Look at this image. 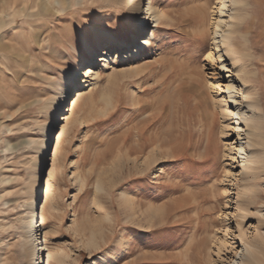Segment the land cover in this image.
<instances>
[{"label": "rangeland", "instance_id": "1", "mask_svg": "<svg viewBox=\"0 0 264 264\" xmlns=\"http://www.w3.org/2000/svg\"><path fill=\"white\" fill-rule=\"evenodd\" d=\"M220 1L154 0L167 14L157 24L150 19V30L156 31L151 47L136 60L128 51L116 63L119 71H142L141 78L122 77L116 85L108 80L109 66L95 93L110 88L116 107L106 110L99 104L90 112L88 94L75 102L85 79L78 77L40 167L43 127L51 117L48 104L59 96L67 71L90 62L81 33L96 46L95 30L131 39L135 29L127 22L126 6L107 0H65L56 9L34 0L0 13L2 259L20 251L34 182L40 192L35 210L41 213L62 133L56 188L49 199L55 208L48 210L47 229L50 244L70 255L67 264H234L242 248L239 235L252 251L264 242V156L251 170L242 168L235 146L246 142L245 135L240 141L235 120L227 115L226 93L213 84L234 80L241 85L235 71L221 74L215 58L209 59ZM248 1L252 19L245 25L250 33H244L252 40V57L243 62L247 70L259 72L253 85L264 97V0ZM146 3L142 1L141 13ZM107 48L100 46V54ZM230 60V69H236L239 63ZM157 97L171 99L167 109L172 114L163 127L172 123L175 143L184 147L177 148L180 157L164 147L165 154L143 177L145 156L136 166L125 152L135 143L141 120L153 111L138 110L135 103ZM99 180L103 188L97 192ZM185 196L189 206L149 215ZM92 231L95 238L89 244Z\"/></svg>", "mask_w": 264, "mask_h": 264}, {"label": "bare ground", "instance_id": "2", "mask_svg": "<svg viewBox=\"0 0 264 264\" xmlns=\"http://www.w3.org/2000/svg\"><path fill=\"white\" fill-rule=\"evenodd\" d=\"M32 1L34 0H0V13L7 8L15 10V8H17V4L19 3L25 6ZM64 1L65 0H41V5L47 9H56L58 6L63 5ZM107 1L119 6H126L127 22L129 27H133L135 29V32L132 33L130 39L125 35H119L118 33L114 34L111 32V30H95L94 39L96 46L90 42V39H88L84 33H81V41L86 50L85 54L86 57L89 58L90 62L86 67L82 68L84 64L80 63V69L67 71V77L64 78V83H59L58 85V89L60 91L59 96L53 98L48 104L51 117L49 122H47L43 127L44 138L40 142L42 159L38 163L39 167L43 164L45 159L46 148L51 139L50 137L52 136L51 131L54 130L55 127H58V123L62 117L61 115L63 114V111L67 109L65 107L66 103L68 102V98H70L72 93L73 84L78 81V77L85 79L83 81L84 83L82 88L77 90V98L75 102L84 100L86 94H88L89 105H87V103L86 105L89 106L90 112L94 111L95 108L99 106V104H102L101 107H104L106 110L115 108L116 106L114 102V96L110 88L100 91L98 94H96V91H98L97 88L102 82L103 75L108 71L107 68L112 66L113 71L111 73H107L108 80H114L116 85L119 84V80L122 77H140L142 71L133 68V70L129 68L127 70L119 71L116 69V63L118 59L122 58V55L125 57L126 54L124 53H127L128 51H131V55H128L134 57L136 60L137 57L141 56L147 48H150L153 39L156 37V31H151L150 27L148 26V24L151 22L150 19L152 20V23L155 22L157 24L162 22V19H165L167 14L166 12L165 14L164 11L159 10L154 0H147L146 5L144 4L143 6L146 8V10L143 9L142 13L140 10L143 0ZM37 4L38 3L35 5ZM219 5L220 6H217V13H219V16L216 18L213 25V54L211 53V57H214L215 59H213L217 61L221 74L235 71L238 79L241 82V85L236 84L234 80H231V82L226 85H222L219 81H215L213 84H216V87L220 89L221 92L226 93L224 100L227 103V115H229L231 119L235 120V123L233 124H235V131L238 134L239 140L241 141V136L245 135L246 142L243 143L241 141L240 146L236 145L235 148L238 147L237 158L239 159L242 168L244 170H251L253 165L260 162L261 158L264 156V149H261V147L264 148V97H262L261 92H259V88L253 85L255 79L257 80L256 75H258L259 72L256 74V71L252 72L251 69V71L249 69L248 71L246 68L247 65H245L246 63L243 62L244 58L251 59L252 57V53L249 48L252 45V40L250 36L247 35V33H250L249 31H246L248 30V27L245 29V25L249 22L248 17L250 16V22L252 19L250 8H247V6L250 5V2L248 0H221ZM25 10L26 8H22L21 13H23ZM244 31L247 33L245 34ZM242 41L243 44L241 46L243 49L240 46V42ZM100 46H105L108 48L104 49L100 54ZM77 53L78 56L80 55L82 58H85L83 53L80 52V49L77 50ZM228 57L234 63H239L236 69H230L227 63ZM227 76L229 77L230 75ZM258 79L261 78L258 77ZM238 94H240L242 98L241 100L238 99L240 98ZM171 103V99L169 100L167 98L161 97H157L151 101H144L142 103L141 101L137 100V103H135V105L138 106V110H143L146 107L153 108L152 114L141 120L140 127L137 130L136 141L134 144H131L129 147H127L125 152V155L128 159L132 158L133 156L134 164L136 166H138L137 161L145 156V160L143 162L144 164L140 169L142 170V175H144L143 177H146L147 171L151 167L157 165L160 159L159 156H163L165 154L163 149L164 147H171L173 157H180L181 155L178 154V149H182L184 145L182 144L179 147V145H176L175 143L177 140V135L175 133L176 128L173 127L172 123H169L172 126L170 125L169 127H163V124L172 114L169 112V109H167L168 105H171ZM72 121L73 120L71 119H67L68 125L71 124ZM150 126H155L156 129L155 131L147 134L148 131L146 132V128ZM62 136L63 133L60 134L57 139L55 153L53 154L54 164L50 171L45 191L47 200L42 206L41 213L39 214L38 212L36 214L35 210V203L40 192L38 183L34 182L31 191V198L27 203V206L31 210V214L28 215L27 221H25V231L23 233L24 236H22L23 240L19 245L20 251L18 252V255H13L10 258L2 259L0 255V264H54L56 262L62 264L68 263V257L70 255H68L66 252L59 251L58 248L56 249L52 244H50V232L47 229L48 210L55 208V206L49 203V199L53 196L56 188V162L59 148L62 143ZM125 139L127 140V138ZM143 177L140 176L138 180L142 179ZM102 183L103 182H101V180L98 181L97 192L103 188ZM187 199L188 197L186 196L181 197L180 199H175L172 201L170 206H163V208L160 206L161 208H156V210L152 213H149V215H160V213L164 211L163 209H165V211H172L178 208H185L189 206ZM36 218L38 220H36ZM41 226H43V228ZM43 232L45 235L44 240H41L40 248L39 240L40 235L42 238ZM94 238L95 232L92 231L89 244L93 243ZM239 241L242 248L240 252H237V257L233 261L234 264H264V242L262 244L254 245V251H252L250 249L252 244L249 243L248 240L243 237V235H239ZM41 252L43 254V259Z\"/></svg>", "mask_w": 264, "mask_h": 264}, {"label": "snow or ice", "instance_id": "3", "mask_svg": "<svg viewBox=\"0 0 264 264\" xmlns=\"http://www.w3.org/2000/svg\"><path fill=\"white\" fill-rule=\"evenodd\" d=\"M211 58V54H209V59ZM207 62V61H206Z\"/></svg>", "mask_w": 264, "mask_h": 264}]
</instances>
